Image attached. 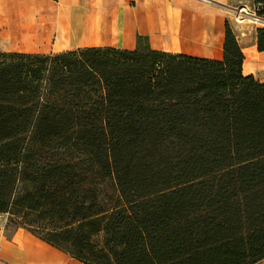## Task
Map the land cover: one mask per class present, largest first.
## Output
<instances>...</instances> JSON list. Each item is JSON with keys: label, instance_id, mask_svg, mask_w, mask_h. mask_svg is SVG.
I'll return each mask as SVG.
<instances>
[{"label": "trees", "instance_id": "1", "mask_svg": "<svg viewBox=\"0 0 264 264\" xmlns=\"http://www.w3.org/2000/svg\"><path fill=\"white\" fill-rule=\"evenodd\" d=\"M243 59L228 23L220 60L148 48L0 52V213H65L51 237L27 230L87 264L260 261L264 81L242 74ZM63 134L95 161H30L31 143ZM72 229L84 232L75 251L55 238Z\"/></svg>", "mask_w": 264, "mask_h": 264}, {"label": "crops", "instance_id": "2", "mask_svg": "<svg viewBox=\"0 0 264 264\" xmlns=\"http://www.w3.org/2000/svg\"><path fill=\"white\" fill-rule=\"evenodd\" d=\"M254 0H0V52L57 53L84 47L151 49L220 60L228 23L244 54L242 74L264 81V50L236 32ZM248 63V64H247ZM245 64L251 71H245ZM244 67V68H243ZM0 264H87L0 218ZM254 264H264V258Z\"/></svg>", "mask_w": 264, "mask_h": 264}, {"label": "rangeland", "instance_id": "3", "mask_svg": "<svg viewBox=\"0 0 264 264\" xmlns=\"http://www.w3.org/2000/svg\"><path fill=\"white\" fill-rule=\"evenodd\" d=\"M251 11L252 9L239 13L237 20L234 21V25H237L236 32L248 40H251L254 28L261 23V21L253 19ZM74 136L76 137V135H54L52 140H49L46 145H41L34 141L31 143L32 147L29 155L30 161H95L91 160V156L84 151L88 146H84ZM97 143H100L102 146V137L101 140L94 142V144ZM101 154L103 159V153ZM103 192H105L106 195H110L111 190L106 188ZM78 197L80 198L82 195H78ZM76 198V195H70L69 201H74ZM102 198V194H98L99 201H101ZM0 218L3 221L7 233L20 227L29 229L43 237H51V231L57 230L58 228H60V230L65 228V224L69 221L68 216L62 212L52 210H41L37 212L33 209L18 210L16 208L10 210V212L0 213ZM76 235L84 236V232L72 229L69 232L58 234L55 238L64 249L75 251V249L78 248L75 246L74 249L73 243L75 241H80L75 239H84L79 238ZM87 241L91 243V245H100L101 234H91L87 236ZM80 242L83 244V241ZM86 251L87 249H83L82 253H85V257L92 260V255L87 254Z\"/></svg>", "mask_w": 264, "mask_h": 264}, {"label": "built area", "instance_id": "4", "mask_svg": "<svg viewBox=\"0 0 264 264\" xmlns=\"http://www.w3.org/2000/svg\"><path fill=\"white\" fill-rule=\"evenodd\" d=\"M205 1V0H204ZM261 7V4H253L252 11H251V16L253 17L254 20L256 21H262V16L257 14L258 9Z\"/></svg>", "mask_w": 264, "mask_h": 264}, {"label": "bare ground", "instance_id": "5", "mask_svg": "<svg viewBox=\"0 0 264 264\" xmlns=\"http://www.w3.org/2000/svg\"><path fill=\"white\" fill-rule=\"evenodd\" d=\"M247 64H248V63H247ZM247 64H245V65H246L245 68L243 67L244 70H245V71H251V67L247 66Z\"/></svg>", "mask_w": 264, "mask_h": 264}]
</instances>
